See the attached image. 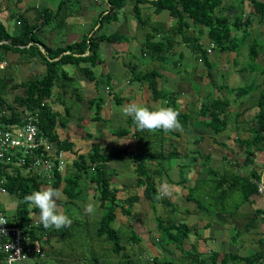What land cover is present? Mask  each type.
<instances>
[{
	"label": "trees",
	"instance_id": "16d2710c",
	"mask_svg": "<svg viewBox=\"0 0 264 264\" xmlns=\"http://www.w3.org/2000/svg\"><path fill=\"white\" fill-rule=\"evenodd\" d=\"M82 0H60V3L55 12L50 8L44 7L40 15L34 19L29 18L25 13L12 12L11 15L18 21V28L15 32H10L7 26L0 20V64L7 62V65L0 68V102L7 103V107L12 112V117H6V121H20L19 112L15 111L18 106L26 107L39 114V127L42 132L53 140H57V144L61 149L73 151L75 142L69 137L62 138L58 131V125L66 127L71 120V107H65V114L56 110L50 103L54 96V89L59 88L58 95L62 98L61 102L65 104L64 96L69 91L72 92L76 99L82 101L83 98L79 93V88L74 84L75 77L69 73L67 65H72L76 70L82 73V76L93 80L97 88H100V79L95 75L93 67L103 61L101 56V47L104 42L113 43L121 42L128 39V36L121 33L120 30L108 32L107 29L100 32L105 26L112 25L115 22H120L121 13L126 6L132 2L131 11L140 24H148V18L143 13V5L148 3L154 7V12L159 14L163 11H169L170 16L175 19V24L168 30L163 25L164 23L153 25L152 31L147 39L142 44L143 54L164 60L167 54L175 47L174 44L180 42L173 38L167 39L163 34H171L175 37H182V41L192 47L194 54L198 59H202L207 68V77L210 79V84L217 87L213 77L212 62L208 58L207 48L204 49L202 43V35L207 33L210 42L215 43V49L220 51H238L243 42L246 41L250 34L248 24L250 23V15L246 13L245 3L247 0H233L229 5L224 4V0H104L107 4L106 9L101 11L94 21L92 27L80 40L67 42L64 44L50 45L44 38L40 37L39 33L45 25L52 24V20L58 17L62 8L69 3H80ZM252 3L254 13H257L260 20L264 19V0H248ZM74 2V3H73ZM70 8V6H69ZM235 10L236 14L230 13V10ZM239 10H242L239 12ZM71 14L73 11L70 12ZM64 21H58L52 29L61 28ZM98 27L96 28V26ZM195 31H194V30ZM197 33V34H196ZM162 34L163 40H156L155 35ZM154 39V40H153ZM175 41V42H174ZM181 41V42H182ZM174 45V46H173ZM45 48V52L42 51ZM259 45L256 39L249 44V61L246 65L241 66L240 70L245 72L250 70L256 74L261 72L264 74V57L263 63L258 62L260 56ZM9 53L18 54V63L23 64L26 61H31L37 55H40L45 61L46 73L42 77L28 79L22 82L11 84L8 79H13V69L15 66L8 60ZM237 63V60H235ZM84 63V64H83ZM130 71V82H139L141 85H148L151 91V98L154 100L163 99L179 112V121L183 129H190L187 125L188 121H196L203 124L206 128H211L213 131L212 139L223 148L229 147L226 140H217V134L228 129L230 116L234 115L236 128L231 140L240 144L245 150L243 159L230 157L223 154V159L229 160L234 172H221L212 165L208 168L207 178H196L193 185L188 184L191 181L190 177L183 178L179 181L170 182L180 185L188 190L187 200L194 202L201 209H206L209 214H230L234 221L235 232L232 233L231 240L234 243H240L243 229L251 232L264 219V208L256 206L252 215L248 216L244 227L236 223L237 210L244 203L254 205L257 197L264 192L261 191V185L264 186L262 180L264 169L256 166L255 158L259 152H264V80L260 84L250 83L239 87H229V94H235V98L241 99L243 96L258 92L257 100L254 106L258 107L255 114L247 121L239 120V112H234L231 109L232 98L229 95L213 96L208 94L206 99L211 101L210 105L203 102L200 108L193 114L194 111L182 112L179 109L177 101V93H165L159 87V74L156 70L140 71L137 64H132V61L124 62ZM112 79L111 76L108 77ZM108 82V80H107ZM113 85L111 80L108 85ZM224 85V84H223ZM22 86L24 93L17 95L13 102H6V95L9 87L18 88ZM107 86V85H106ZM105 87V86H104ZM222 89V88H221ZM261 90V91H260ZM111 94V92H109ZM115 103L121 105L124 101L123 97H119L116 93L111 94ZM91 109H94L93 121L107 122L102 112L106 105V99L101 94L87 100ZM134 126V128H131ZM248 131L250 135L246 138L237 137L238 132ZM111 132L119 138L127 136L134 137L138 143L135 149H130L129 145L118 147L109 152H103L100 144H94L89 152L77 153L74 162L69 165L65 172L55 169V179L52 186L56 189L60 187L62 182H65L63 191L69 198L68 202H62L63 205L71 204L74 200L79 199L82 190L80 189L81 181L84 177H89V182L95 184L97 195L96 198L100 201V207L104 209L101 218L98 221L96 231L87 239L79 238L80 230L83 227L82 221L72 219L73 223L70 227L61 229H45L38 223L29 229L30 241L26 245L29 259L21 264H29L30 260H37L41 256L50 257L60 262V264H131V257L126 253V246L122 243V234L120 229L115 227L114 222L118 218L117 210L126 215H132L131 208L136 202L141 199H147L154 205L160 203L169 205L173 210L182 209L178 204L173 202L170 197L157 199V188L159 184L156 182L155 175H163V161L167 159L183 158V151L178 147L177 140L174 142L173 137H182V133L171 131L165 133L163 130L149 132L147 130L140 131L134 124L131 117H128L127 126L112 128ZM171 135V140L168 141L167 135ZM176 138V139H178ZM205 136H195V143L199 144L204 141ZM230 139V137H229ZM153 140H157L162 145V148L154 149ZM171 144V148H165V142ZM149 145V146H148ZM126 156L132 161L134 171L137 175L136 185L144 187L143 195L132 194L126 198L119 197V188L114 187L113 177L115 173L108 169L110 161L117 157ZM211 154H208L206 163H209ZM185 158V156H184ZM198 158L195 157V160ZM157 162V167L153 164ZM254 166L248 174H243L241 171L242 165ZM194 164H190L192 170ZM264 167V166H263ZM66 173V174H65ZM65 174V175H64ZM0 176L6 177L4 186L9 191V194L16 196L19 202L16 207L15 214L21 217L23 221L31 220L32 214H39V209L29 207L24 201V197L33 191L41 189L45 181L39 180L37 175L25 176L19 174H9L7 169L0 165ZM163 181V180H162ZM161 181V182H162ZM7 195V194H4ZM119 207V208H118ZM185 213H190L191 209L184 210ZM71 218V217H70ZM158 228L162 231V236L158 242L165 244H174L182 250L183 255L180 257L182 261L187 260V264H264V233L257 240V249L250 254L241 255L230 251L223 252L213 250L209 253H203L198 250L194 244L191 249H185L182 243L191 233L189 224L185 221L177 222L174 216L164 218L156 215ZM211 226L210 223H208ZM134 229V228H133ZM90 232V230H87ZM92 232V231H91ZM134 232V230H133ZM62 234L63 247L57 251L52 246L47 249L44 244H49L53 236ZM131 241H138L137 235H132ZM100 242V243H97ZM103 244H107L109 248H103ZM240 245V244H239ZM243 245V244H241ZM243 247V246H240ZM120 254L121 259L115 260V255ZM149 264H180L173 259L164 260L156 256Z\"/></svg>",
	"mask_w": 264,
	"mask_h": 264
},
{
	"label": "rangeland",
	"instance_id": "374dc122",
	"mask_svg": "<svg viewBox=\"0 0 264 264\" xmlns=\"http://www.w3.org/2000/svg\"><path fill=\"white\" fill-rule=\"evenodd\" d=\"M232 2L233 0H224V4L226 5H229ZM59 3L60 0H0V20L7 26L8 30L13 33L18 28V21L11 15L12 12L25 13L34 21V19L40 15L44 7H48L53 12H55ZM132 6V2H130L122 11L120 22H115L108 27L105 26L100 32L106 29L108 32L120 30L121 33L128 36V39L124 41L125 44L119 45L123 48V52H126V54L130 53V56L125 58V62L128 63L129 61H132V64L138 65L144 63L145 61L152 62V65L148 67V71L156 70L159 75L163 76L165 69L164 62L158 58H153L152 56L145 57L147 54H143L142 52L141 48L144 41L141 39L145 38V31L142 32L141 30H139V25L141 24L138 23V20L132 13ZM106 7L107 4L104 0H82L80 3H74L71 5H69L68 3L62 8V11L58 15V17L56 19L55 17L53 18L52 24L45 25L42 28L39 35L40 37L44 38L43 40H45L50 45H57L61 43L64 44L72 41L73 39L79 40L81 37H83L87 29L94 27L93 25L95 24L92 22L95 21L98 14L106 9ZM244 10L250 15V23L248 24L250 34L247 37L246 41L243 42V44L240 46L239 50L235 52H222L218 48H214V51L208 54V58L213 65L212 73L217 87H214L209 83L210 79L207 77L208 68L202 59L197 60V58H195L194 64L192 66L193 70L190 69L191 65H189V70L186 71L185 67L187 68L188 60H191L190 58L194 55L192 47L186 44L189 48L187 52V49L184 45L185 42L182 41V37L180 36V42L174 44L176 48L178 47L179 53L184 51L183 58L181 59L183 63L179 66V68L181 69L180 75L188 78L186 80L189 82L192 79L190 85H192L191 92L194 93V96H196L197 94H202V84L205 85V83L207 95L210 93H212L213 96L229 95L233 100L231 109L234 112L240 113V121L250 120V118H252V116L258 110V107L254 106L253 103L256 102L257 95H259V93L254 91V93L252 94H248L243 96L241 99H237L235 98L234 93L229 94L227 90L230 89L229 87H239L242 85H248L250 83H256L258 85V83H261V80L263 81L264 78V74H261V72H259V75H257L252 73L250 70H246L245 73H242V71L240 70L241 66L246 65V63H248L249 61V44L254 39H256V41L258 42V49L261 52L258 58V62L262 64L264 57V19L260 20L259 15L253 12L254 8L252 6V3L248 0L245 3ZM71 11H73L72 14L70 13ZM241 11L242 10H239V12ZM167 14L168 13H165L162 16H157L154 14L153 17L149 15L150 18L147 19L148 24L146 25V27L151 30L152 26L154 25V20H160L161 18L165 21L169 20V22L172 24V19L169 14ZM233 14H236V12H234ZM61 20L64 21L65 26L63 25L64 27L62 26L59 29H52V26H54L58 21ZM97 27L98 25L96 26V28ZM72 30L77 31L72 32ZM132 31L137 37L134 40H132ZM68 33H71L70 37L68 36ZM163 35L166 36L167 39H170L171 37L175 41H177L176 37L174 35H171L170 33H164ZM163 37L159 38L158 40L165 41L166 38ZM202 43L204 49L209 47L210 41L207 37L206 31L202 35ZM18 57V54L15 53H9L8 55V60L13 66H15L12 71L14 72V75L12 77L13 79H11L10 81L11 84L15 82L19 83L36 77H42L46 73L45 61L40 55H37L31 61H26L23 64H16L18 63ZM102 57H104V55H102ZM165 60H168L167 56ZM235 60H237V63H235ZM6 65L7 62L1 63L0 68ZM98 65L99 64L95 66L94 70H97L98 73L103 72V74H105L104 68L101 66L98 69ZM66 68L68 69L69 73H71V75L73 74V76L75 77L74 84L77 88H79V93L81 94L83 100H77L75 95L69 91V93L64 96L65 104H63L61 102L62 98L58 95L59 88L56 86L54 89L53 99L51 98L50 103L56 110H59L62 114L66 113V106L71 107L72 111L70 122L66 127L58 125L57 128V131L62 138L69 137L73 141H75L74 149L73 151H70L72 154H69L70 158L75 160V158L77 157V153L88 152V150L91 149V147L97 142L102 144V151L106 153L117 149L120 146L123 147L126 144H129V146H131L129 147L130 149H135L136 145L141 146L146 140L145 138L143 139L142 143H138V141H136L134 137L131 136H128L126 138L132 139H128L125 141L123 140V138H119L111 132L112 128H118L127 125L128 119L126 120V116L125 119H123L124 121H117L118 123H115L114 125L101 123L98 121L96 123L93 122L92 116L94 115V109L89 112L90 106L88 105L89 102L87 100L91 98L96 91V87L94 85L95 82L92 84V91L88 90L91 89V83H89V85L87 86L88 89L85 88L83 90L85 86L82 87L81 85L85 84L84 82L79 80L82 73L76 70V68L72 65H67ZM196 68L198 69V73H195ZM193 73L199 76L195 79V74ZM130 74V71H127L125 76L128 77ZM82 77L84 78V76ZM163 77L165 78L166 75H164ZM84 79L87 80V82L91 81L87 78ZM107 80L108 79H106L105 81ZM102 83L99 85L101 86ZM132 85H138V83H132ZM104 92L107 101L112 100L111 98H109L108 92H106V90ZM23 93L24 88L22 86L18 88L9 87L7 95L5 97L6 102H13L15 96L22 95ZM188 100L189 102H193L194 97H188ZM203 100V98L200 99V104H202ZM206 103L210 105L211 101L209 99H206ZM1 104L3 105V103ZM200 104H193L190 107L188 106L181 109L182 107L178 102L179 109L182 110V112L191 113L192 111H194L193 114H196V111L200 108ZM4 105L7 106L8 104L4 103ZM169 107L173 108V104H170ZM107 115L108 114H106L105 116ZM228 120V129L216 135L217 140H226L229 146L226 148H223L222 146L218 145L217 142H214V139L211 138V136H213L214 134L211 128H206V131L204 129L203 136H205V139L199 144L195 143L193 140L195 136H198V134L196 133H198L199 130L197 128H194L192 125L189 130L185 128L183 129V131L181 132L182 137H180V139L178 137H176L178 139L173 137L172 140L174 142L177 140V145L183 151V155L185 156V158L183 156V158L179 159L164 160L163 172L165 174L161 176L156 174L155 178L156 182L159 185L166 181L170 185L174 186V191L170 199L178 204L180 208H182L181 210H173L171 206L163 203L154 205L152 204V202L144 198L139 202H136L132 207H129L133 212L132 215H126L123 214L120 209L117 210L118 218L114 222V225L115 227H118L120 229V233L122 234V243L126 246V253L131 257V264H149V260L151 261L156 256H159L164 260L173 259L175 261H178L180 264H187L186 259H184V261L180 260L183 252L181 249L176 247V245H163L161 242H158V239L162 236V231L158 228L157 220L155 219L156 215L163 216L164 218H168L172 215L174 216L175 221H185L187 224H189L191 233L189 237L182 243V246L187 250L191 249L192 245L195 244L198 247V250L205 254L216 250L220 251L222 256L223 252L225 251L245 255L250 254L257 249L255 240H257L259 236L264 233V219L260 220V223L256 228L252 229L251 232L243 229L241 237L239 239L240 243H234L231 240V236L232 233L235 232V228H233L235 223L230 217V214H209L206 209H201L196 203H192L191 201L187 200L186 196L188 194V190L186 188L170 182L172 179L174 181H179L183 178L185 179L190 177L191 181H189L188 184L193 185V181L196 178H207L209 176L208 168L211 165L216 169H219L221 172H234V169L231 166L228 158L223 159L222 155L227 154L230 157L236 156V158H240L241 160L245 156V150L241 148L239 143L231 140V136L236 133L235 128L237 126L234 115L230 116ZM84 124L87 125L85 126V129ZM131 128H134V126H131ZM187 132L188 134L186 136ZM209 132H211L212 134H210ZM236 135H238L237 137L240 136L241 138H246L250 135V133L248 131H239ZM168 136H170L168 137V141H170L171 135ZM94 137L97 140H94ZM168 141L165 142V148H171V144ZM152 144L154 146V149L158 150L159 148H162V145L160 144V142H157V140H153V143H151V145ZM208 154H211V159L209 163H206L205 165L203 163L206 162ZM195 157H197L198 159L195 160ZM255 161L256 166L264 169V152H259L255 158ZM190 164H194L192 170L189 167ZM157 166V162H155L153 164V167ZM253 166V164H244L240 169L243 174H248ZM108 169L110 171L113 170V172L115 173L112 185L119 188V197L126 198L132 194L143 195L144 187L136 185L137 175L134 171L132 161L128 157L122 156L112 159L108 164ZM88 179L89 177L87 176L86 178L84 177L83 181H81L80 189L82 190V193L79 199L74 200L73 202H71V204H62V202L69 201L67 194L63 191L65 182H62V184L58 188L62 193L61 197L57 201L58 210L67 214L69 217H71V219H76L82 221L83 223H87L83 224V227L80 230L81 236H79V238H82V240L87 239L92 233L96 231V228L98 226L97 220L101 218L104 212V209L100 207V201L96 198L97 190L95 184L90 183ZM43 187L54 188L52 186V183H44L41 188ZM261 191L264 192L263 184L261 185ZM18 201L19 199L16 196L11 197L9 195H4L3 193L0 194V202L5 205L6 211L9 215L13 214L16 211L15 208L17 207ZM88 204H92L94 207V211L91 214L86 211V205ZM256 206L264 208V193L257 197V201L254 205L244 203L238 208L237 217L235 218L236 223H240L241 227H244L245 222H247L248 220L247 217L253 214ZM187 208L191 209L190 213L184 212V210ZM35 215L38 218L39 214H32V216ZM208 223H210L211 226H209ZM87 230H90V232H87ZM133 234L138 236V241H131L130 238ZM44 246L46 249L49 246H52L57 251H59L60 249H64L62 234L53 236L50 243H45ZM103 248H109V246L107 244H103ZM114 257L115 260L121 259L120 254H116ZM29 264H60V262L43 255L37 260H30Z\"/></svg>",
	"mask_w": 264,
	"mask_h": 264
},
{
	"label": "built area",
	"instance_id": "2783aa9c",
	"mask_svg": "<svg viewBox=\"0 0 264 264\" xmlns=\"http://www.w3.org/2000/svg\"><path fill=\"white\" fill-rule=\"evenodd\" d=\"M215 46L210 42L208 53H212ZM15 111L19 112L20 121H6V117H12V112L0 102V165L9 174L37 175L39 180L53 184L55 169L63 173L74 162L70 158L72 153L61 149L57 140L42 132L38 112L24 106H18ZM5 181L6 177L0 176V194L10 196ZM0 221L6 222L0 225V264L26 262L29 259L26 245L31 240L29 229L37 225L39 219L31 215V220L23 221L15 212L9 215L0 202Z\"/></svg>",
	"mask_w": 264,
	"mask_h": 264
},
{
	"label": "crops",
	"instance_id": "0c3cea01",
	"mask_svg": "<svg viewBox=\"0 0 264 264\" xmlns=\"http://www.w3.org/2000/svg\"><path fill=\"white\" fill-rule=\"evenodd\" d=\"M163 12L168 13L169 16H170L169 11L166 10V11H163ZM163 12L157 14V13L154 12V7H152L150 4L146 3V4L143 5V13H145L144 15H146V16L150 15L151 17H153L154 14L157 15V16H162L163 14H165ZM152 13H154V14H152ZM161 19L160 20L155 19L154 20V25H157L158 23L159 24L164 23L163 25L168 30L170 28V25L172 26L175 23V19L172 18V17H171L172 24L169 22V20L165 21V20H163V19L161 20ZM92 23H94V21ZM146 25L147 24L139 25V30H141L142 32L145 31V38L141 39L143 41H145L147 39V37H148V35L150 33H153L152 28L150 27L151 30H149V28H147ZM64 26H65V24H64ZM90 29H87L84 34H86ZM73 31L76 32L77 30H72V32ZM132 33H133V31H132ZM72 34H74V33H72ZM70 35H71V33H68L69 37H70ZM161 37H162V35L157 34V35H155L154 39L158 40ZM136 38H137L136 35L133 33L132 40H134ZM176 39L180 40V37L176 36ZM76 40H78V39H73L72 41H69V42H74ZM122 44L124 45L125 42L124 41L123 42H113V43L104 42L102 44L101 56L104 55V57H102L103 61L101 63H99L97 68L99 69L102 66L104 68V70H105V74H103V72L102 73H98L97 70L96 71L94 70L95 67H93L95 75L100 79V84L103 81H104L103 83H105V84L102 83L103 86L101 85L100 88H97L96 85L94 84L95 87H96V91L92 95V97H95L98 94H101L106 99V105H105V107L103 109L102 114H103L104 118L107 119V122H101V123H108V124H113L114 125L115 123L124 121L123 119H125V116L122 113V108H123L124 105H127L128 103H131V102H136V103L141 104L143 106H147L150 109H155V108H158V107H161V106L169 107V105H170V103H168L167 101H165L163 99H159V100L152 99L151 98V91H150L148 85H141L139 82H137L138 85H132L133 82H130L129 76L128 77L125 76L126 72L128 71V66H126V64L124 63L126 61L125 58L130 56L129 55L130 53L126 54V52H123V48L121 46H119V45H122ZM182 44H184V43H182ZM182 44H180V45H182ZM184 45H185V47L187 49V52H188L189 48L187 47L186 43ZM178 50H179L178 47L177 48L176 47L173 48L167 54L168 60H165V59L162 60L164 62V68H165L163 76L166 75V77L164 78L162 75H160L158 79H159V87L165 93H167V94H170L172 92H176L177 93V95H176L177 101L180 103V105L182 107L181 109H183V108L188 107V106L190 107L193 104L194 105L200 104V99L201 98L204 99L202 101V103L206 102V95L207 94H206V83H205V85L202 84L203 88H202V94L201 95L197 94L196 96H194V93L191 92L192 91V85H190V84L192 82V79L189 82V81L186 80L188 78H185V77L180 75L181 69L179 68V66L182 65V63H183V61H181V59L183 58L184 51L179 53ZM149 56L150 55H146L145 57H149ZM195 58H197L196 54H194L190 58L191 60H188L187 68L185 67L186 71L189 70V65H191L190 69H192V66L194 64ZM197 60H200V59L197 58ZM151 65H152V62L145 61L144 63L138 65V70L146 72V71H148V67L151 66ZM197 70L198 69L196 68L195 73H198ZM195 73H193V74H195ZM242 73H245V72H242ZM256 74L259 75V72H257ZM109 76H111L112 79H109L108 78ZM198 76L199 75L195 74V79ZM82 78L83 77L81 75L79 80H81L85 84V85H81L82 87L85 86L83 88V90L85 88L88 89L87 86L89 85V83H91V89H88V90L92 91V84L94 83V81L91 80L90 82H87V80L84 79L86 77H84L83 79ZM105 78L108 79V82H110V80H111L113 85H110V83L108 85V82L105 81L106 80ZM263 80H264V78H263ZM261 82H262V80H261ZM258 84H260V83H258ZM105 90H106V92H108L109 98H111L112 100H108L107 101V98H106L105 92H104ZM109 92H111V94L116 93L119 97H123L124 98L123 103L121 105H117L115 103V100L113 99V96ZM191 96L194 97L193 102H189V100H188V97H191ZM88 105L90 106L89 103H88ZM105 108H107V109H105ZM91 111H92V109L90 107L89 108V112H91ZM106 114H108V115L105 116ZM127 119H128V117H126V120ZM93 122L96 123L97 121H93ZM127 123H128V120H127ZM187 125H189L190 127L192 125L194 128H197L199 130V132L196 133V134H198L200 136L204 135V129L206 131V127L203 126L201 123L196 122V121H188ZM85 126H87V125L84 124V129H85ZM125 126H127V125H125ZM111 128H112V126H111ZM209 133L212 134L211 132H209ZM187 134H188V132L186 133V136H187ZM168 135H167V137H170ZM93 139L97 140V139H95V137ZM128 139H132V138H126V137L123 138V140H125V141L128 140ZM97 143L100 144L101 147H102L101 143H99V142H97ZM89 150H88V152H89ZM102 150H103V147H102ZM10 196L14 197V195H11V194H10ZM15 210H16V208H15Z\"/></svg>",
	"mask_w": 264,
	"mask_h": 264
},
{
	"label": "clouds",
	"instance_id": "9594fccd",
	"mask_svg": "<svg viewBox=\"0 0 264 264\" xmlns=\"http://www.w3.org/2000/svg\"><path fill=\"white\" fill-rule=\"evenodd\" d=\"M122 113L126 117H131L140 131L147 130L149 132H156L157 130H163L165 133L183 131V126L178 119L179 112L172 107L161 106L150 109L147 106L131 102L123 106ZM173 191L174 186L165 181L157 188V199L171 197ZM61 195L62 193L59 189L52 187H43L25 195L24 201L29 207L39 209L38 219L43 228H55L58 230L70 227L73 223L72 219L67 214L58 210L57 201ZM86 211L91 214L94 211L93 205H86ZM5 223V221H0V225ZM16 255H20L19 250H17Z\"/></svg>",
	"mask_w": 264,
	"mask_h": 264
},
{
	"label": "water",
	"instance_id": "95a60500",
	"mask_svg": "<svg viewBox=\"0 0 264 264\" xmlns=\"http://www.w3.org/2000/svg\"><path fill=\"white\" fill-rule=\"evenodd\" d=\"M234 12H235V11H234L233 9H232V10H230V13H232V14H233ZM41 48H42V51H44V52H45V48H44V47H42V46H41ZM7 81H8V82H10V81H11V79H8ZM262 180L264 181V172H263Z\"/></svg>",
	"mask_w": 264,
	"mask_h": 264
}]
</instances>
